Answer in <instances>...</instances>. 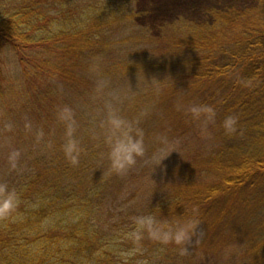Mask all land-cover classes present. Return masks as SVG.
I'll use <instances>...</instances> for the list:
<instances>
[{"label": "trees", "instance_id": "obj_1", "mask_svg": "<svg viewBox=\"0 0 264 264\" xmlns=\"http://www.w3.org/2000/svg\"><path fill=\"white\" fill-rule=\"evenodd\" d=\"M141 15L137 0H0V182L20 201L0 220V264H264V0L155 32ZM193 104L216 109L206 134ZM109 108L145 132L123 176L107 175ZM170 207L201 221L184 255L131 237L133 217Z\"/></svg>", "mask_w": 264, "mask_h": 264}, {"label": "clouds", "instance_id": "obj_2", "mask_svg": "<svg viewBox=\"0 0 264 264\" xmlns=\"http://www.w3.org/2000/svg\"><path fill=\"white\" fill-rule=\"evenodd\" d=\"M100 87H103V83ZM182 107V105H177L178 110H181ZM186 112L193 121H202V134L207 133L209 124L216 122L217 112L211 105L193 104L187 108ZM59 118L67 123L66 139L62 145V150L69 163L76 166L79 164L82 148L75 136V121L72 110L67 107L62 109ZM237 125L238 117L233 115L226 116L222 122V127L227 135L235 134L238 131ZM103 126L105 129L103 142L107 148L105 155L108 160L107 175H126L137 164L138 158L143 157L147 150L145 132L140 127V120L138 118L127 119L117 109L109 108ZM164 142H166L165 138H161V143ZM19 155L18 151L9 155L8 160L12 169L17 167ZM104 175L103 171L102 178ZM19 202V195L16 190L9 188L7 183L0 182V220L9 218L17 209ZM156 207L160 209L159 205ZM175 209L170 207L169 216L148 213L133 217L132 239L139 243L147 234L152 241L165 246L175 245L181 255L187 254L188 246L194 242H199L197 230L201 221L195 208L192 209L191 216L179 215Z\"/></svg>", "mask_w": 264, "mask_h": 264}, {"label": "rangeland", "instance_id": "obj_3", "mask_svg": "<svg viewBox=\"0 0 264 264\" xmlns=\"http://www.w3.org/2000/svg\"><path fill=\"white\" fill-rule=\"evenodd\" d=\"M253 0H137V8L143 15L137 22L155 32L157 26L180 15L193 22L207 20V10L249 7Z\"/></svg>", "mask_w": 264, "mask_h": 264}]
</instances>
